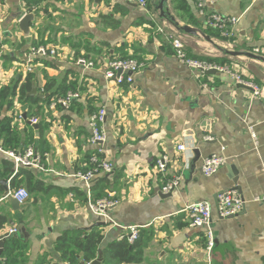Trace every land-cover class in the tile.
Wrapping results in <instances>:
<instances>
[{
    "label": "crops",
    "instance_id": "0c3cea01",
    "mask_svg": "<svg viewBox=\"0 0 264 264\" xmlns=\"http://www.w3.org/2000/svg\"><path fill=\"white\" fill-rule=\"evenodd\" d=\"M154 1L146 0L141 8L123 0H43L36 5L34 0H0V89L17 86L11 109L5 106L0 120H13L21 146L34 147L42 158L41 169L29 170L39 193H29L18 210L9 199H1L3 189L0 194L5 227H20L28 236L23 240L28 264L59 262L55 246L60 237L95 229L90 226L97 216L89 210L85 186L76 175L87 172L86 157L97 151L90 143L89 118L101 109L112 115L103 126L101 158L113 171L97 175L91 187L100 182L98 187L108 194L105 200L115 202L106 211V226L98 227L104 247L126 238L135 227L142 235L139 264H206L205 233L191 228L181 210L208 202L215 238L212 264H264V203L254 201L264 196V64L225 57L198 35L183 34L189 57L215 58L227 68L199 76L175 58V29L157 18ZM167 9L179 26L202 33L210 29L211 15L237 19L230 27L232 37L203 34L219 46L235 45L264 58V0H168ZM19 13L36 17L30 40L17 29ZM40 47L55 48L58 56L41 55ZM111 57L142 65L133 84L118 86L105 77ZM80 58L93 67L78 65ZM29 75L31 87L20 101L19 89ZM234 75L256 85L259 96L239 87ZM33 86L36 94L31 96ZM70 95L76 97L67 108L55 106ZM36 106L42 110L29 118ZM23 114L38 128L27 125ZM179 145L186 151L179 152ZM195 151L200 159L187 178ZM162 155L169 158L165 173L155 167ZM211 155L226 163L205 177L202 161ZM173 179L179 185L166 199L163 187ZM76 187L84 196L70 197L69 190ZM226 191H236L244 207L222 219L216 200Z\"/></svg>",
    "mask_w": 264,
    "mask_h": 264
},
{
    "label": "built area",
    "instance_id": "2783aa9c",
    "mask_svg": "<svg viewBox=\"0 0 264 264\" xmlns=\"http://www.w3.org/2000/svg\"><path fill=\"white\" fill-rule=\"evenodd\" d=\"M127 3H136L141 8L146 6V0H123ZM235 18H225L217 14L211 15L207 20V27L211 30L217 31L224 38L232 37L230 27L237 23ZM172 48L174 50V56L178 62H180L185 67L196 72L199 76H204L206 72L215 70L216 72H226L227 68L222 66L212 65L206 62L199 61L197 59L191 58L187 55L184 46V35L175 31V38L172 40ZM228 49H235V45H227ZM37 51L41 55H48L50 57H57L58 53L55 48L51 50H46L45 48H38ZM78 65L92 68L93 63L88 59L80 58L76 62ZM142 65L134 59H114L110 60L105 65V77L110 80H114L115 84L118 86L131 85L133 84V75L136 74ZM118 71H121L118 74ZM234 82L237 85H242L249 88L254 97L259 96V89L256 85L248 80H244L243 77L234 75ZM76 96L70 95L66 100L59 101L55 104L61 105L67 108L71 99ZM54 108V104L52 106ZM106 116V111L104 109L93 113L89 118V125L91 128V138L90 143L97 145V151L92 154L88 163L91 169L85 174L76 175L85 186L87 192V206L89 210L96 216H101L106 219V211L115 205V202L109 200H98L92 202L91 200V183L93 179L99 174H109L113 171V166L106 160L101 158L102 155V144L105 142V133L103 130L104 119ZM34 122V120H32ZM179 152L186 151L184 145H179L177 147ZM0 154L4 157L10 159L13 162L14 172H18L19 169H41L42 158L37 154L36 150L32 146L26 147L23 151H9L5 150L3 147V142L0 138ZM169 163V158L166 155L160 156L155 163V167L160 173H165ZM226 160L218 155H211L202 161L201 173L205 177H211L214 175L220 167L225 165ZM179 185V179H173L165 184L163 187V192L165 194L169 193L171 190L175 189ZM73 195L70 194V197ZM28 191L20 187L17 190L12 191L9 189L8 196L6 199L15 200L20 206L25 204L29 200ZM255 202L264 203V196L261 198H255ZM217 214L218 217L226 219L238 214L244 207V201L242 197L236 191H226L221 192L217 195ZM181 213L187 216L188 224L191 228L202 229L205 233V255L206 264H212L211 254L215 246V238L211 228L212 224V208L208 202H197L187 205ZM140 228H129L126 240L128 243H133L139 237ZM18 230L15 227H5L0 230V237L8 234H17ZM0 262H3L2 255L0 256ZM90 264V263H89Z\"/></svg>",
    "mask_w": 264,
    "mask_h": 264
},
{
    "label": "trees",
    "instance_id": "16d2710c",
    "mask_svg": "<svg viewBox=\"0 0 264 264\" xmlns=\"http://www.w3.org/2000/svg\"><path fill=\"white\" fill-rule=\"evenodd\" d=\"M42 1L43 0H34L32 4H40ZM203 33L211 37L213 35L221 37L218 32H215L214 30L212 31L211 29L204 31ZM40 45L43 44L38 43V46ZM191 57L212 65L221 66V64H223L215 58L205 56ZM111 59L114 60V57H111ZM31 84L32 77L29 75L25 78L24 84L21 85L19 89L18 96L20 101L26 99L25 91L31 87ZM16 90V85L5 86L0 89V116L1 111L5 108V106L9 110L11 109L10 107L12 106L13 99L17 95ZM46 90L48 91V88H46ZM26 102L37 105L41 101L27 99ZM40 110L42 109L39 106H36L32 112L28 113V117L31 118L32 115H37ZM48 113H51V110H48ZM12 121L13 120L7 116H3L0 120V138L3 140V147L5 150L23 151L28 146H26L25 143H23L25 146H21V139H19L18 133L12 125ZM88 156L89 155H87L84 162V166L86 167L85 172L91 169V166L88 163ZM3 157L0 158V177L7 181V184H9V188L12 191L17 190L20 187H24L28 193H31V195L40 192L39 184H34V177L29 169L22 168L15 173L13 162L8 158ZM100 184L101 183L99 182L97 185L91 187L90 192L92 202L107 199L108 197V194L103 190V188L98 187L101 186ZM69 192L73 194V196H84L78 187L72 188ZM1 193L2 188L0 186V194ZM32 201L36 203L37 199L33 198ZM7 223V219L0 216V230H2ZM103 241V232L98 228H95L88 234L78 233L74 235H63L56 242L55 249L60 254V259L59 262H55L54 264H89L98 258L99 250L103 252L102 264H139L142 262V235L140 232L138 239L133 243H128L124 237L120 241L112 242L104 247ZM26 252V243L17 239L10 240L6 242L4 246L2 253L3 262H0V264H28V256Z\"/></svg>",
    "mask_w": 264,
    "mask_h": 264
},
{
    "label": "water",
    "instance_id": "95a60500",
    "mask_svg": "<svg viewBox=\"0 0 264 264\" xmlns=\"http://www.w3.org/2000/svg\"><path fill=\"white\" fill-rule=\"evenodd\" d=\"M167 2L168 0H155L152 3V7H153V12L154 14H157V18L161 21H167L169 22L175 29V31L179 32V33H183L189 36H195L198 35L199 37H201L202 39H204L217 53L225 56V57H230V58H246L249 60H254L257 62H261L264 64V58L253 53V52H248V51H240V50H236V49H228L222 46H219L218 44H216L210 37L206 36L205 34H203L202 32H200L199 30H196L194 28L188 27V26H179V24H177L174 20L173 17L170 16V13L167 9ZM131 4V3H129ZM131 6H135V4H131ZM17 22H16V26L18 31L23 35V37L26 40H30L31 34H30V27L32 24H34L37 20L36 17L33 13H19L17 15ZM121 71H118V74H120ZM216 73L215 70H211L205 73V75H214ZM241 88L244 89H248L249 88L242 86V85H238ZM36 94V88L35 86L32 87V92H31V96H34ZM112 115H106L105 119H104V124L106 122H110ZM22 119L27 123V125L32 126L34 129H37L38 126L36 124H32L31 122H27L26 121V115L23 114ZM195 158L193 160V162L190 165L189 168V172L187 173V178H189L190 174L192 175L195 169V163L197 161H199L200 159V154L198 151L194 152ZM234 169V168H232ZM0 186L3 189V193L1 196V199H6V197L8 196L9 193V185H7L6 180H1L0 179ZM174 191L171 190L169 193L164 194L162 197L164 198H169L171 196V193ZM10 205L12 207L13 210H18L20 205L13 199H9ZM230 218V217H229ZM105 219L101 216H97L96 221L93 223L92 226H90L91 228H98V227H104L106 226V223L104 222ZM18 233L17 234H5L3 236L0 237V256L3 253V249L4 246L6 244V242L10 241V240H14L17 239L19 241H23L26 239H28L27 234H23L21 233V228L18 227L17 228ZM102 260H103V252L101 250L98 251V258L94 261H92L90 264H102Z\"/></svg>",
    "mask_w": 264,
    "mask_h": 264
},
{
    "label": "rangeland",
    "instance_id": "374dc122",
    "mask_svg": "<svg viewBox=\"0 0 264 264\" xmlns=\"http://www.w3.org/2000/svg\"><path fill=\"white\" fill-rule=\"evenodd\" d=\"M221 38H223L222 36H221ZM226 38H228V37H226ZM211 50V49H210ZM202 52H204V51H202ZM195 59V58H194ZM222 65H225V64H222ZM21 219V218H20Z\"/></svg>",
    "mask_w": 264,
    "mask_h": 264
}]
</instances>
